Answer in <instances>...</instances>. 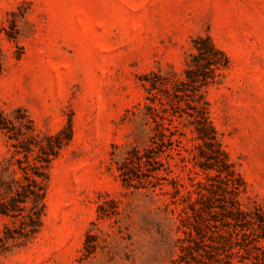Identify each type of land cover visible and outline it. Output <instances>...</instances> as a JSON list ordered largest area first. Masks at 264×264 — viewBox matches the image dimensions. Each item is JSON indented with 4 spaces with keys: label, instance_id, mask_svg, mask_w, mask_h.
<instances>
[{
    "label": "rangeland",
    "instance_id": "rangeland-1",
    "mask_svg": "<svg viewBox=\"0 0 264 264\" xmlns=\"http://www.w3.org/2000/svg\"><path fill=\"white\" fill-rule=\"evenodd\" d=\"M199 36L228 64L193 98ZM1 115L72 138L0 264H264V0H0Z\"/></svg>",
    "mask_w": 264,
    "mask_h": 264
},
{
    "label": "trees",
    "instance_id": "trees-1",
    "mask_svg": "<svg viewBox=\"0 0 264 264\" xmlns=\"http://www.w3.org/2000/svg\"><path fill=\"white\" fill-rule=\"evenodd\" d=\"M194 48L196 51L190 53L186 64L182 86L176 87L177 91H190L187 95L193 98L228 64L224 50L209 36L196 38ZM26 119L27 124L16 125L11 119L0 116V131L13 140L14 147L13 155L5 164L0 162V254L30 240L43 227L49 168L63 144L72 138L69 126L54 134L41 135L32 120ZM195 119L196 130L203 138L207 135L205 126L211 128L209 122L203 112Z\"/></svg>",
    "mask_w": 264,
    "mask_h": 264
}]
</instances>
